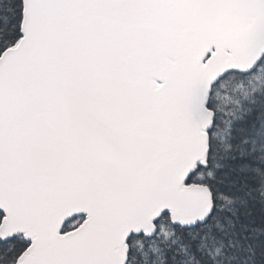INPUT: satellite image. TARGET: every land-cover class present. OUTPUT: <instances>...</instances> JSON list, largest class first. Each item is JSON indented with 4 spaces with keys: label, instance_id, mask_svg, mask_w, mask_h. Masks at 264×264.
<instances>
[{
    "label": "snow or ice",
    "instance_id": "6c2138e0",
    "mask_svg": "<svg viewBox=\"0 0 264 264\" xmlns=\"http://www.w3.org/2000/svg\"><path fill=\"white\" fill-rule=\"evenodd\" d=\"M0 264H264V0H0Z\"/></svg>",
    "mask_w": 264,
    "mask_h": 264
}]
</instances>
